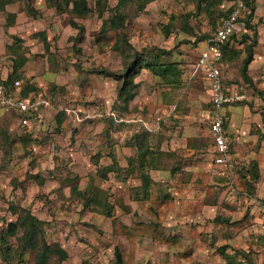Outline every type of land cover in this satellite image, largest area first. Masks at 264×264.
Here are the masks:
<instances>
[{
    "label": "rangeland",
    "instance_id": "rangeland-1",
    "mask_svg": "<svg viewBox=\"0 0 264 264\" xmlns=\"http://www.w3.org/2000/svg\"><path fill=\"white\" fill-rule=\"evenodd\" d=\"M68 1L0 0V81L13 75L41 102L27 128L17 110L0 113V264H37L38 250L20 255L24 228L8 235L22 210L43 221L41 242L67 252L49 264H117L116 247L125 264H264V0L246 4L222 61L228 89L246 95L244 123L225 127L227 158L215 148L198 61L236 0L211 13L201 0L132 5L118 32L104 29L111 12L99 17L96 0L84 15ZM136 56L177 64L180 84L144 63L127 103L123 74ZM113 157L126 177L106 173ZM96 187L111 216L84 207L81 193Z\"/></svg>",
    "mask_w": 264,
    "mask_h": 264
},
{
    "label": "trees",
    "instance_id": "trees-1",
    "mask_svg": "<svg viewBox=\"0 0 264 264\" xmlns=\"http://www.w3.org/2000/svg\"><path fill=\"white\" fill-rule=\"evenodd\" d=\"M13 1L14 0H4L3 8L7 4L12 3ZM110 1L111 0H96V11H98L99 17H104L105 12L107 10L110 11L111 16L105 19L104 29L106 31L118 32L126 25L128 19V13L126 12V10L129 6L132 5L136 6L134 8L137 11H140L145 9V7L149 3H152L155 0H115L116 5L113 7H109ZM201 1L202 3L206 4L205 10L208 13H211L212 9L216 8L217 5L221 4L223 0H201ZM254 3L255 0H247V5L249 7H252ZM56 5L59 6L57 3ZM70 5H72L71 11L74 14L84 15L94 11V8H92L89 5V2L87 0H69L67 2V7L70 8ZM252 13L253 11L250 13L248 18L252 17ZM247 22H249V19L246 20V25H248L247 27H250ZM236 34L237 33H235V35H233L230 38V40L223 45L224 55L230 50L233 40H235V38L237 37ZM252 60L253 59H252V50H251L249 52V55L243 62V71L245 75L248 74L247 71L248 66ZM144 63L147 67H150L154 73L160 75L168 84L178 85L181 82L182 72L177 64L175 63L157 64L154 62L148 63L142 60L140 56H136L134 60H132L131 63L128 64L126 73L123 74L124 83L121 88V92L122 95L125 96L127 103L135 97V93L131 92V87L134 85L133 84L134 73L139 72L143 68ZM109 75H115V74H109ZM3 81L7 86H12L17 80H15L13 78V75H11ZM29 91H30V87L23 89L22 95L24 97H29ZM58 123L60 124L61 122ZM28 135L29 138L33 137V135L30 133ZM144 162L148 163V160L144 159ZM254 165H255L254 168L257 169V164ZM106 170H107L106 173L117 172L118 175H121V173L124 172L123 174L125 177H126L125 172H128L127 169H123L122 167H120L119 162L115 158L113 159V163L110 166H107ZM129 172H130V167H129ZM254 176L255 179L259 178L258 173H255ZM147 179L148 178H145L146 181L144 180V186L145 189L148 191L150 184H149V180ZM81 195L84 200L85 208L101 207L103 213H107L108 216L112 215V205L109 201V194L107 193L106 190L96 187L90 189L89 191H85L81 193ZM19 227H23L25 231L23 233L24 237L21 238V246L19 250L20 255H24L28 250H38L37 264H49V260L53 255L59 256L61 260H65L67 258L68 254L63 248L59 246H53L45 241L41 242L40 237L43 235L42 233H44V223L30 212L26 210L21 211L18 221L11 222L9 224L8 235L15 236ZM5 243L8 244V241H6ZM5 249L9 250L10 248L6 246ZM2 255H4V253ZM115 255H116L117 264H125L123 254L119 247H116ZM4 259L6 260L5 257Z\"/></svg>",
    "mask_w": 264,
    "mask_h": 264
},
{
    "label": "built area",
    "instance_id": "built-area-1",
    "mask_svg": "<svg viewBox=\"0 0 264 264\" xmlns=\"http://www.w3.org/2000/svg\"><path fill=\"white\" fill-rule=\"evenodd\" d=\"M246 4L247 0H236L234 11L215 29L198 61L199 69L205 72L207 87L214 105L211 131L215 139V148L225 158L229 156V139L225 129V116L221 109L226 105L245 100L246 95L231 91L224 86L221 72L224 58L223 45L237 33L242 12L247 8ZM21 87L20 80L15 81L12 86L0 81V113L7 109L17 110L20 113V125L27 128L32 124V120L37 118L41 102L33 100V97H24Z\"/></svg>",
    "mask_w": 264,
    "mask_h": 264
},
{
    "label": "crops",
    "instance_id": "crops-1",
    "mask_svg": "<svg viewBox=\"0 0 264 264\" xmlns=\"http://www.w3.org/2000/svg\"><path fill=\"white\" fill-rule=\"evenodd\" d=\"M207 44H208V41L206 42L205 46L201 49L200 55L203 52V50L207 47ZM221 72L223 73L224 86L228 89L227 83L225 81L224 72H223V63H222V67H221ZM233 91L235 92V90H233ZM239 102H242V101H238L237 103L232 104V105H226V106H224L221 109L222 114L225 116V127H226V125L228 123L231 124L230 127H229V129H228V131H231V130L234 131L236 129V126L238 124H243L244 123L243 119H241V118H238L237 119V115L239 113L238 110L241 107V105L239 104ZM211 120H212V118H211ZM227 136H228V133H227ZM254 164H257V169H258V162L256 160L251 163V165H253V167L255 166ZM254 174H255V172H254Z\"/></svg>",
    "mask_w": 264,
    "mask_h": 264
}]
</instances>
